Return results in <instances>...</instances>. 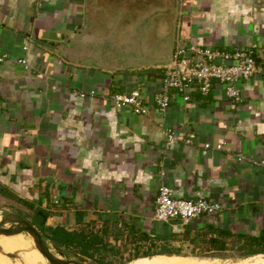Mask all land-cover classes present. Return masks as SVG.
I'll return each mask as SVG.
<instances>
[{
  "label": "crops",
  "instance_id": "crops-1",
  "mask_svg": "<svg viewBox=\"0 0 264 264\" xmlns=\"http://www.w3.org/2000/svg\"><path fill=\"white\" fill-rule=\"evenodd\" d=\"M173 36L175 47L251 49L259 69L237 83L238 101L213 81L186 101L172 91L160 111L151 94ZM0 53L29 64L0 63V185L48 211L49 229L80 232L92 260H189L143 253L189 250L199 232H264V0H0ZM134 89L146 114L107 98ZM167 128L181 137L169 147ZM162 183L221 209L155 220Z\"/></svg>",
  "mask_w": 264,
  "mask_h": 264
},
{
  "label": "built area",
  "instance_id": "built-area-1",
  "mask_svg": "<svg viewBox=\"0 0 264 264\" xmlns=\"http://www.w3.org/2000/svg\"><path fill=\"white\" fill-rule=\"evenodd\" d=\"M26 49V46L23 47ZM11 60L22 64L26 69L29 64L25 58L11 59L7 54L0 53V63ZM259 69L251 49H236L226 52L210 47H187L178 45L174 48L170 62L163 65V74L160 87L151 94L152 104L160 111L165 110L171 99V92L181 95L183 100L189 99L190 92L195 89L201 95H207L213 81L224 85L227 96L233 100L240 99L237 83L249 78ZM82 97L94 95L93 90L78 91ZM108 100L115 107H130L134 113L146 114L149 110L139 90L129 92L113 91L108 95ZM165 145L169 147L181 137L178 133L167 128L165 131ZM190 143V137L183 139ZM223 143L218 142L215 147L222 148ZM209 147V143L204 144ZM264 165V160L261 161ZM221 209L219 202L199 196L195 199L175 197L173 189L167 184H160L155 196L153 218L158 221L179 219L189 221L205 214H214Z\"/></svg>",
  "mask_w": 264,
  "mask_h": 264
},
{
  "label": "trees",
  "instance_id": "trees-1",
  "mask_svg": "<svg viewBox=\"0 0 264 264\" xmlns=\"http://www.w3.org/2000/svg\"><path fill=\"white\" fill-rule=\"evenodd\" d=\"M0 196L7 198L8 200H14L18 204L25 206L30 210V222L44 235L55 241L59 245L69 247L73 245V250L79 253L92 257V253L88 252L87 248L82 247L80 238L82 234L80 232L66 231L62 227H55L49 229L45 224L46 218L49 212L45 209L34 205L28 201L18 198L14 193L7 188L0 185ZM214 233V235H212ZM190 243L193 246L188 250L190 255L210 257V256H222L226 252H234L237 257H246L249 255L264 253V232L259 236H242L239 234L233 235L229 232L220 230H211V236L207 237L206 233H195L193 236L188 237ZM159 254H177L183 255L179 249L174 248H162L159 251H150L143 253V256ZM141 255L135 254L133 256L125 257L124 260H131ZM100 263H104L99 261ZM106 264H116L112 262H105ZM119 264H123L120 262Z\"/></svg>",
  "mask_w": 264,
  "mask_h": 264
},
{
  "label": "rangeland",
  "instance_id": "rangeland-1",
  "mask_svg": "<svg viewBox=\"0 0 264 264\" xmlns=\"http://www.w3.org/2000/svg\"><path fill=\"white\" fill-rule=\"evenodd\" d=\"M156 4L158 3L153 2L152 7H150L152 10V16L160 13L159 5ZM5 213H16L30 221L29 209L18 204L14 200H8L7 198L0 196V215ZM13 226L10 223H7L0 228L14 229ZM29 241L30 238L26 232L17 233L14 235L0 234V264H49V262L42 257L35 261V255L37 252L30 243L31 241ZM182 254L185 255L186 258L191 259L187 260L184 258L182 259L181 257L171 259L162 257H140V259H134L125 264H133L139 260L143 261V264H264V256L248 257L244 260V258L237 257L232 251L226 252L221 256V258L190 255L188 253V249H183ZM97 264L106 263H100L98 261Z\"/></svg>",
  "mask_w": 264,
  "mask_h": 264
},
{
  "label": "water",
  "instance_id": "water-1",
  "mask_svg": "<svg viewBox=\"0 0 264 264\" xmlns=\"http://www.w3.org/2000/svg\"><path fill=\"white\" fill-rule=\"evenodd\" d=\"M174 26H175V21H174ZM172 39L173 40L169 55L168 57L162 60L164 61V63H168L172 59L173 51L175 47L174 36ZM63 187H64L63 184L59 185V188L63 189ZM15 219H17V221L21 224V227L14 229L0 228V234L14 235L17 233L27 232L32 237L33 246L38 250V252L43 257L46 258V260L50 264H97V262L92 260L90 257L78 253L74 250L68 249L67 247L59 245L55 241L51 240L49 237L41 233L30 221L26 220L21 215L15 213ZM168 255H172V254H168ZM256 256H264V253H257L239 258H244L245 260V258L256 257ZM212 257L221 258L216 256H212Z\"/></svg>",
  "mask_w": 264,
  "mask_h": 264
},
{
  "label": "bare ground",
  "instance_id": "bare-ground-1",
  "mask_svg": "<svg viewBox=\"0 0 264 264\" xmlns=\"http://www.w3.org/2000/svg\"><path fill=\"white\" fill-rule=\"evenodd\" d=\"M10 223L14 228H18L21 227V224L17 221V219H15V213H5L3 215H0V227L4 226L5 224ZM27 233V232H26ZM28 234V233H27ZM24 235V234H23ZM29 238H30V243L33 245L32 242V237L28 234ZM25 237V236H24ZM28 239V238H27ZM29 240V239H28ZM34 247V246H33ZM35 248V247H34ZM36 250V255H35V261H37L40 257H43L38 250L35 248ZM46 259V258H45ZM50 264V263H49ZM133 264H143V261L139 260L134 262ZM153 264V263H152ZM155 264V263H154Z\"/></svg>",
  "mask_w": 264,
  "mask_h": 264
}]
</instances>
